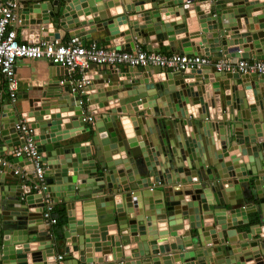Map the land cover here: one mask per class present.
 <instances>
[{
	"label": "water",
	"instance_id": "water-1",
	"mask_svg": "<svg viewBox=\"0 0 264 264\" xmlns=\"http://www.w3.org/2000/svg\"><path fill=\"white\" fill-rule=\"evenodd\" d=\"M120 5L124 13L110 17L108 10ZM22 7L44 32L51 24L57 31L75 26L73 36L83 45L107 28L109 41L135 39L152 52L165 47L216 61L264 60V3L257 0H28ZM82 8L92 10L85 21L67 16ZM162 9L180 21L170 23ZM121 22L129 24L123 34ZM133 70L110 66L87 78L107 84L97 91L100 101L86 90L92 104L101 103L97 109L119 105L100 114L90 147L73 142L78 129H90L82 95L72 93L70 83L32 98L31 112L15 111L10 122L0 113V161L14 151V142L23 144L16 132L19 117H34L29 123L47 166L48 191L68 210L62 235L42 236L43 195H10L3 180L21 175L0 170V264H58L61 250L78 253L65 264H264V78L214 67ZM68 112L73 116L64 119ZM14 163L27 165L28 178L36 182L25 157Z\"/></svg>",
	"mask_w": 264,
	"mask_h": 264
},
{
	"label": "built area",
	"instance_id": "built-area-1",
	"mask_svg": "<svg viewBox=\"0 0 264 264\" xmlns=\"http://www.w3.org/2000/svg\"><path fill=\"white\" fill-rule=\"evenodd\" d=\"M19 7V0H9L0 5V99L6 94L12 102L17 100L19 80L16 74V62L19 59H45L53 65L65 68L71 75L78 71L86 73L91 65H97L116 68L124 66L130 69L156 67L165 72L173 73L214 67L218 72L256 74L264 78V60L249 61L237 58H222L216 61L204 55H188L176 52L166 54L152 52L141 47L126 50L118 49L115 46H102L98 43L83 45L75 37L66 43L60 40H43L35 44L20 42L15 29L16 24L20 21L17 14ZM89 83L90 81L85 76L80 80L73 79L71 81V92L82 95L80 100L82 109L86 105L84 97ZM1 107L0 103V109ZM83 121L89 126V129L95 128L97 123L93 115L88 116L87 114L84 115ZM16 132L23 140V144H18L12 153L16 158L25 157L31 163L33 175L36 178L32 189H34L36 195H43L42 216L44 224L46 226L55 225L58 223L55 216L58 203L55 202L48 191L49 186L46 182L47 166L42 161V154L39 152L35 140L36 131L28 121L20 120L16 124ZM25 166L27 167V165ZM27 170L28 168L24 169L28 174ZM16 174L20 175L17 170ZM56 260L58 264L66 263L65 256L61 254L56 257Z\"/></svg>",
	"mask_w": 264,
	"mask_h": 264
},
{
	"label": "crops",
	"instance_id": "crops-1",
	"mask_svg": "<svg viewBox=\"0 0 264 264\" xmlns=\"http://www.w3.org/2000/svg\"><path fill=\"white\" fill-rule=\"evenodd\" d=\"M26 1V2H25ZM24 2H21V8L20 10L17 11L18 17L20 19V16L23 17L24 19H20L19 23L16 24L15 29L17 32V38L20 42L28 43V44H35L43 40H49L53 37V34L58 32L60 34V41L63 43H66L70 39L74 38L73 34H75L76 30L73 27L75 26H68V29L65 30L62 27H59L58 31L54 28L53 24L50 25L49 29L47 32H44L42 30V26L33 24L35 23V20L33 19L35 15L33 13L31 14H26V9H23V5L27 3L28 0H25ZM44 1L45 4H51L55 0H41ZM163 1H168V0H163ZM256 1V0H255ZM260 3H264V0H257ZM204 2L200 3H195L196 5H204ZM207 4V3H206ZM191 5V4H190ZM195 5V6H196ZM188 6V5H186ZM192 6V5H191ZM168 9V8H167ZM167 9H162L161 10V16L162 17H169L170 23L172 22H179L180 18L174 15L173 13H169L167 15ZM203 10V9H202ZM205 10V9H204ZM90 11H92L89 8H82L78 13H76L75 10H72L71 12L68 13L67 16L69 18H73L76 16V18L73 21H78V23H81L86 20V17L90 14ZM108 13L110 17L116 18L117 16H120L124 13V7L122 5L117 6L115 8H111L108 10ZM76 14V15H75ZM192 15L194 16V30L197 29V13L192 12ZM141 17L139 15H131L130 20L135 21L139 20L140 21ZM122 23V24H121ZM118 23L117 28L119 31L123 34V32H126L129 30V24L127 23ZM93 26H87L86 28H83L85 30H89ZM242 32V31H241ZM132 38V37H131ZM111 40V35L109 33V30L107 28H104L102 30H97L93 32L92 34L89 35L88 38H86V44H91V43H98L99 45L102 46H111V47H129L131 50H134L136 48H144L147 49V46L145 45H137L135 43V39H133L132 42H129L128 44L124 42L123 37H119L115 39L114 41H109ZM81 41V40H80ZM82 42V41H81ZM150 44V43H149ZM152 47H157L158 44L154 43L151 45ZM161 52L169 54L172 53L170 50H167L165 47L161 48ZM110 66H94L91 65L90 68L86 71V73H83L81 71H78L76 73L68 74V71L65 68H62L60 66H53V64L45 59L41 60H31V59H19L16 62V74L19 80V91H18V96L16 102H12L8 95H4L3 98L0 99V103L2 105L0 113H5V121H11L10 118L14 116L16 113L15 111L18 112V114H27L31 112V107H30V100L32 98L37 97L38 95H43V93L48 92L49 90L54 91L58 90L63 91V82L70 83L73 79H82L83 76L85 78H90V76H93V78L98 77L100 71L103 69H107ZM115 70L119 72H127V71H134L133 69L124 67V66H119L118 68L114 67ZM207 69V68H206ZM88 80V79H87ZM90 83L87 86V89H90V95L91 97H99V101L104 99V97L98 96L97 91L99 89L103 90L107 86V84H102V82L99 80L98 83L94 84V81L89 80ZM112 81H116V78L112 79ZM190 80H186V82H189ZM52 84V85H50ZM64 84V85H65ZM211 88V85H210ZM92 89V90H91ZM70 90L72 91V86H70ZM89 96H85L86 100V105L84 106V115L87 113H90V115H93L96 118V121L98 120L99 117H101V113L107 112L111 106L112 107H117L118 103H111V106L109 107H104L102 109H97L96 107L99 106L101 103H96L92 104L90 102ZM40 103H37V106H39ZM36 106V105H35ZM59 112V109L52 110L51 114H57ZM73 116V112H68V113H63L62 117L65 118H70ZM44 120H47L50 118V115H46L43 117ZM20 120H25V121H30V122H35V118H23L19 117ZM129 129L128 131L132 130L131 124L127 125ZM92 127V126H91ZM86 128H89V126H86ZM95 128L92 127L90 129V132L88 133H82L81 128L77 130L76 134H79L77 138H73V142L76 143H81L83 147L85 146H91V140H92V133L94 132ZM18 141L14 142L12 145H15V148L18 146ZM63 144H66L65 142ZM219 144V142H218ZM13 152V151H12ZM11 151H7L2 157H1V162H0V170H3L4 168H8V171H11L12 169L17 170V172L20 173L22 176L19 179L13 178V177H7L5 180H3L5 189L8 190L10 189V195H14L16 197L20 196H27L29 195L26 191H31V194H35L34 189H32L33 185V180L28 178V174L24 171V169L28 167H20L19 164H15L14 160L18 159L16 158ZM22 161V160H21ZM27 164V162L25 163ZM16 166V167H15ZM1 171H0V178H1ZM20 192H24L25 195H23ZM67 205L64 201H60L57 204L56 212L55 214H67L68 215V210H67ZM255 209V207H251V210ZM132 216V215H131ZM68 216L63 217L62 220L64 222L61 224L60 222V216L58 219V223L55 225L50 226V230L46 231V225L41 226L42 228L40 234H52L54 233L55 237L62 235L64 232V226L67 224L68 221ZM261 235L264 237V226L262 227V232ZM251 236V235H250ZM61 255L65 256L66 263L70 260H72L75 257L78 256V253H73L68 256L63 250L60 252ZM112 253H110L108 256H105L107 260H112ZM254 262V261H253Z\"/></svg>",
	"mask_w": 264,
	"mask_h": 264
},
{
	"label": "trees",
	"instance_id": "trees-1",
	"mask_svg": "<svg viewBox=\"0 0 264 264\" xmlns=\"http://www.w3.org/2000/svg\"><path fill=\"white\" fill-rule=\"evenodd\" d=\"M57 213V212H56ZM66 214H67V211H66ZM66 214H63V215H60V214H55V216L57 217V218H59V216H60V222H61V224L64 222V220H62L63 219V217H65V216H67ZM67 218V217H66Z\"/></svg>",
	"mask_w": 264,
	"mask_h": 264
}]
</instances>
